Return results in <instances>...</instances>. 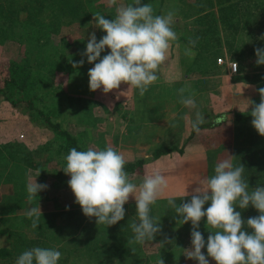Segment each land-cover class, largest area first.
<instances>
[{
	"label": "clouds",
	"instance_id": "clouds-1",
	"mask_svg": "<svg viewBox=\"0 0 264 264\" xmlns=\"http://www.w3.org/2000/svg\"><path fill=\"white\" fill-rule=\"evenodd\" d=\"M107 4L109 8L115 7L114 17L108 19L99 12L93 16L95 28L106 34L98 40L96 33L92 32L82 53L88 63L94 64L88 72L90 90L102 89L107 94L124 83L129 85L128 91L138 89L143 96L159 78L158 70L168 59L171 43L178 39L173 28L175 12L170 10L156 15L153 6L142 3V0H132L129 4L107 0ZM259 39L264 40V35ZM196 43L189 38L185 56L195 57L192 49ZM109 49L107 54L101 55ZM255 55V63L264 65V48L256 47ZM71 62L74 68H78L85 60ZM230 68L236 72L238 64L234 62ZM186 91V88L178 90L180 103L190 110L197 109L194 94L185 96ZM256 91L260 102L250 104L251 124L259 135L264 136V87ZM249 106L240 111H248ZM227 119V115H223L215 122L223 123ZM204 122L203 115L197 110L192 129L199 133ZM64 159L66 166L62 170L70 176L67 183L74 193L75 203L81 206L86 217H95L98 225H115L125 218L124 205L134 196L138 217V221L130 225L134 242L144 244L161 233V224L151 215V206L168 187V180L162 172H146L137 185L125 170L127 160L124 155L110 145L104 149L88 147L86 150L73 147ZM244 172L245 165H234L231 157L225 158L217 161L213 175L196 181L197 186L186 196L168 197V206L177 214L174 217L177 223L191 222L192 225L191 247L184 248L183 254L187 259L198 261V264H210L209 258L215 264H264V186L257 184L250 191ZM39 175L40 171L36 177ZM48 187L29 174L26 185L28 202L31 204L38 193ZM187 196L191 199L185 200ZM178 198L182 201L179 204L176 202ZM250 205L259 215L245 221L241 211L236 209H247ZM25 215L31 220L32 227L37 228L43 215L41 206L31 207ZM204 218L209 231L207 240L199 230ZM171 241L166 238L163 242ZM205 248L207 254L202 251ZM61 256L57 249L37 246L22 252L15 264H59ZM159 264H164V260L161 259Z\"/></svg>",
	"mask_w": 264,
	"mask_h": 264
},
{
	"label": "trees",
	"instance_id": "trees-1",
	"mask_svg": "<svg viewBox=\"0 0 264 264\" xmlns=\"http://www.w3.org/2000/svg\"><path fill=\"white\" fill-rule=\"evenodd\" d=\"M182 1L188 8V16L198 15L199 18L206 21L211 19L209 26L212 29L210 27L207 29L211 30L212 38L217 40L218 44L221 42L225 47L232 45L230 33L234 34V39L237 35H241L242 31L249 34L254 33L251 35L255 38L259 37L255 35L258 33L257 30L264 29V0ZM8 11L19 12L21 17L10 16ZM90 15L88 5L82 0H3L0 3V46L9 42L16 47V55L10 59L9 74L5 79L6 85H0V93L14 105H19L25 101L28 108L35 110L42 117L44 121L42 123L47 124L60 136L59 142L54 141L56 146L53 149V155L50 146L30 150L20 143L0 151V175L8 182L10 180L17 182L16 192L24 197L28 195L25 192L26 188H18L21 161L26 160L28 166L39 168L38 170L42 173L46 163L57 158L60 168L57 171L55 169L54 174L57 178L62 179L67 176L62 168L66 166L64 157L70 149L75 147L77 150H86L88 148L81 142L77 133L64 126L60 119H53L50 113L40 108L35 102V97L40 89L45 94H49V89H52L50 94L53 93V96L63 101L62 95L57 91L60 89V85L56 84L55 81L57 72L62 70L58 64L63 60L62 57H68L69 54L78 52L84 47L85 41L80 35V28L88 21ZM250 41L251 39L247 42L248 45L254 46L252 49L261 47L259 42L252 45ZM231 47L228 50L232 53L234 51ZM250 58L256 59V56L251 55ZM14 81H17L16 89L9 88V83ZM69 98L72 101L78 100L89 105L83 109V114L79 113V118L82 120L92 118L90 114L94 106L92 100L74 95L69 96ZM251 110L250 108L245 112L236 111L232 119L251 122L253 119L250 115ZM77 111L80 112L79 109H76ZM33 120L38 119L33 118ZM228 120L230 117L226 121ZM220 124L222 123H216L212 119L210 122L201 124L200 127H216ZM193 135L194 132L188 138H192ZM220 140L221 142L215 146L216 152L209 157L211 167L209 176L214 174V169L212 170L214 161L212 159L215 158L217 163L219 160L231 157L234 165L241 163L245 165L243 177L249 184L250 191L257 184L264 185V136L259 135L254 127L236 126L232 133L223 134ZM44 147H48V151ZM175 149L183 150V147L160 145L153 151L151 157L127 162L125 170L128 173L134 172L151 158H157ZM45 152L48 153L44 155ZM43 155L45 158H42ZM55 204L54 209L42 211L43 215L40 217L39 226L35 229L25 214L16 216L23 221L20 224L8 225L5 228L4 231L9 232L10 245L0 246V264H15L16 258L22 252L33 247L51 248L49 239L56 230L61 235L66 236L63 233L66 229L64 225L66 222L62 223L64 219L67 222L70 219H75L71 222L72 228L69 230H72L73 237L71 238L74 239L76 249L79 250L78 254L81 255V261L78 258H74L73 261L63 259L60 264H144L148 258L151 260L152 254L146 252L144 244H138L134 240L129 241L134 236L130 225L138 221L136 214H126L123 220L107 227L103 224L98 225L95 217L88 218L83 215L81 207H68L66 210V207L62 206L64 208H61L57 203ZM124 207L128 212L129 203H126ZM24 208V212L30 209L28 203L24 205ZM236 210L241 211L245 221L249 217L259 215L258 211L251 205L247 209L242 210L237 207ZM14 211L10 207L8 209V206L3 207V204L0 207V215L4 212L11 213ZM152 213L153 205L151 206V215ZM200 231L207 240L208 229H201ZM248 231L251 232L252 230L248 229ZM190 234L187 236H191ZM175 235L178 237L184 234L177 231ZM39 238L42 240H37ZM183 239L176 238L174 243H168L160 248L165 251L169 258H173L172 254L178 253L179 255L180 251L187 246V240ZM79 241L81 244H78ZM102 244L106 245L107 251L101 249L100 245ZM85 248L92 254L88 253V257L82 258L83 252H87ZM204 251L207 253L206 248ZM163 258L169 264L172 263V261L167 260V257L163 256Z\"/></svg>",
	"mask_w": 264,
	"mask_h": 264
},
{
	"label": "crops",
	"instance_id": "crops-1",
	"mask_svg": "<svg viewBox=\"0 0 264 264\" xmlns=\"http://www.w3.org/2000/svg\"><path fill=\"white\" fill-rule=\"evenodd\" d=\"M82 2L88 5L91 15L80 28V35L85 41L84 47L78 52L69 54L67 58L69 83L73 82L79 86L71 87V94L96 102L90 114L95 122L103 125L93 131L97 130L95 134H98V140H105V143L116 148L124 155L127 162L151 157L153 151L163 144L183 147V150L175 149L157 158H151L130 174L140 172L144 176L146 172L152 173L158 170L168 180V187L158 200L168 199L170 196H186L187 192H191L197 186L196 181L209 176L210 173V158L206 154L209 147L201 143L199 135L202 130L209 131L214 128L200 127V132H195L192 129L195 112L198 110L209 118V121L204 123L212 119L216 121L219 116L225 114L231 117L236 111L247 109L257 97V84L253 80L245 79L241 68L237 72L232 71L229 64L232 57L228 56L227 47L224 46L223 54H218V42L212 38L210 30L212 28L209 26L211 19L206 21L198 15L188 16V8L182 0H142V3H150L153 6L156 15L166 14L170 10L175 12L173 28L178 39L171 43L168 59L158 70L159 78L149 86L143 96L139 94L138 89L128 91L129 85L124 83L119 89L107 94L102 89L91 91L88 72L94 64L88 63L82 53L86 50L92 32L96 33L98 40L106 34L95 28L94 13L99 12L111 19L115 15V7L109 8L107 0H82ZM118 2L129 4L132 0H118ZM208 27L210 29H207ZM189 38L197 41L192 49L195 52L194 58L184 55L185 46H189ZM107 51L110 49L101 55L107 54ZM219 57L225 60L219 62ZM81 59H84L85 63L74 68L71 61ZM180 88L188 89L184 93L185 96L194 94L197 109L190 110L180 103L178 93ZM33 126L29 113L12 108L0 120V145L21 141L19 136L29 135V130ZM192 132L194 135L189 139ZM22 142L24 143H19L30 150L40 149L45 143L41 141L37 143L35 138ZM52 161L50 163H53ZM38 169L29 166V174L30 170L38 171ZM1 180L4 181L3 176L0 175V182ZM142 180L140 178L133 181L141 183ZM185 198L191 199V196ZM132 199L135 200V197ZM2 204L3 207L6 206L3 192L0 191V207Z\"/></svg>",
	"mask_w": 264,
	"mask_h": 264
},
{
	"label": "rangeland",
	"instance_id": "rangeland-1",
	"mask_svg": "<svg viewBox=\"0 0 264 264\" xmlns=\"http://www.w3.org/2000/svg\"><path fill=\"white\" fill-rule=\"evenodd\" d=\"M2 1L3 0H0V3H2ZM7 13L13 17H17V16L21 17V15L18 14L19 12L17 13L13 11H8ZM197 23H198V19H197ZM194 26L197 27L196 24ZM263 30L264 29L257 30L258 33L255 35L259 37L261 35H264ZM240 34L241 35H237V37L234 39V34L230 33V37L232 40L231 41L232 47L227 45V43H226L227 45L226 47H227V50L229 47H231V49L234 52L231 53L228 50L227 51V53H229L228 56H230V58L232 57L233 60H237L239 62L240 64L239 68H241L242 76L245 79L255 81L258 88L264 87V65H257L255 63L257 57L256 59L250 58L251 55L253 56L255 55V49L254 48L252 49V47L254 46L248 45V42H247L249 41V39H251L250 42L252 45H255L256 42L257 43L259 42L261 44V47L264 48V40L259 39V37L254 38L253 35H251L254 33L249 34L247 32L242 31ZM224 48H225L224 45L220 42L218 44V50H217L218 54H223ZM15 55H16V47L13 44L6 42L5 45L0 46V85L2 86L6 85L5 79H6V76L9 74L10 59L15 57ZM67 58H68L67 56L62 57L63 60L60 62V64H58L60 65L62 70L57 72V76L55 78L56 84L60 85L59 86L60 89L57 91H59V93L62 95L63 101H60V99L53 96V93L50 94L52 89H49L50 90L49 94H45L40 89V91L36 93L37 96L35 97V102L40 108L44 109L47 113H50L53 119H60L64 126H67V128H69L71 131H73L74 133H77L78 136L81 138V142L86 147L104 149L109 145L105 143V140L103 141L98 140L97 138L98 134H95L97 133V130L93 131L94 129H97V127H101L103 123L101 124V123L95 122V120H93L94 119L93 117L90 119L88 118L87 120L85 119L82 120L81 118H79L78 117L79 113L83 114V109H85V107L89 105L84 104V102L78 101V100L72 101V99L69 98V96L73 95L71 94V91H70L72 90L71 87L78 88L79 86L78 84L76 85L73 84V82L69 83V78H68L69 70L67 68L68 66ZM16 84H17V81H14L12 83L10 82L9 88L16 89ZM253 101L255 103L260 102L259 93ZM25 103L26 102L24 101L23 103H20L19 105H14L12 104L10 100L6 99L3 96V94L0 93V120L2 119V117L5 116L6 113L8 114L9 111L13 108V109H17L20 111H24L25 113L26 112L29 113L30 119L31 121H33V125H34L33 128L29 130L30 131L29 135L26 134L23 137L19 136L21 141H18V142L16 141L10 144L0 145V151H4L7 147L11 145L14 146L16 145V143H19V142L24 143L22 142L24 140H28V139L32 140L33 138H35L37 143H39V141H41V143L45 142L42 146H50L51 147L50 149H52V155H53L54 154L53 149L56 146L54 141L59 142L60 136L47 124L42 123L44 122L42 117L38 113H36L35 110H31L30 108H28L25 105ZM93 104L95 106L96 102H94ZM94 106L92 108H94ZM76 109H79L80 112L79 111L76 112ZM32 111L34 112L31 113ZM203 117H204L205 122L209 121L208 117L207 118L205 116ZM233 117L234 115L230 117V120L223 122L219 126H216V127L212 126V128L214 129H211L209 131L202 130V133L199 135V139L201 140V143L203 145L209 147L206 150L207 156L209 155V157H211L216 152V150H214L215 146H217V144L221 142L220 138L222 137L223 134L232 133L236 126H242V128L253 127L250 121H237V120L232 119ZM33 118H37L38 120H33ZM38 121H40V123H38ZM89 128H91L92 130ZM100 129H103V128H100ZM102 131H105V129H103ZM48 142H51V143L46 144ZM209 144L213 148H210V146H208ZM44 149L48 151V147H44ZM47 153L48 152H45L44 155H46ZM43 156L42 158H45V156L44 157ZM212 160L214 161V165L212 163V170H213L216 162H215V158ZM52 162L53 163H50V162L46 163V165L44 166L43 172L42 173L40 172V175L38 177H36V175L39 170L38 171L30 170L31 171L30 175L32 176L33 179L36 178L38 183L47 184L49 186L46 190H42L41 192H39L38 195L35 197V199L31 202V204L28 202L27 197H24L20 193L16 192L17 182L15 183V182H12L11 180L10 182H8L6 179H4V177H3L4 181L1 180L0 191L3 192V200L6 206H8V209L10 207L11 210L14 209L15 211L11 212L13 214H11L10 212H5L4 214L0 216V246L10 245L9 232L4 231V230L8 225H17L23 221V219H20V217H16V216H20L26 213L24 212L25 210L24 205H26V203H28V206L30 208L34 206H41L42 211L46 209H54L56 205L55 203L61 206V208H64L66 206L74 207V208L81 207L80 205L75 203L74 193L72 192L71 188L69 187L67 183V181L70 179V176L68 175V177H65L62 179L57 178L54 172H55V169L57 171L60 168V166L57 163V158H54ZM209 170L211 171L210 166H209ZM20 173L21 175H20V180L18 182L19 183L18 188L20 189L22 187L26 188L27 181H28V175H29V166H28V163H26V160H23L20 162ZM128 174L132 177V180L134 179L139 180L140 178L143 179L144 177L141 175L140 172L138 174L137 173L136 174L128 173ZM133 182L135 183V181ZM139 183H140L139 181L138 183L136 182V184H139ZM261 186H264V185H261ZM25 192L27 193V191ZM133 197L134 196H132V198ZM132 198H130L128 202L130 206L128 212H126V214L128 215H135L137 212L136 201L133 200ZM184 199L190 200L187 198H184ZM176 202L179 204L182 201L178 198ZM207 206L208 205L206 204L205 208ZM152 215L153 217L157 219L158 222H160L162 231L161 233H158L156 235L154 240H149L144 243V246L146 247L144 249H146V252L148 254H152V256L150 257L151 260L148 258V260H145L146 263L144 264H147L148 262L150 264H159V261L161 259L164 260V264H169V262L165 261L166 259H164L163 256L167 257L168 261H172V263L170 262V264H174V263L198 264V261L187 259L183 255L185 252L184 248L183 250L179 249L181 250L179 255L178 253L172 254L173 258H169L168 255L165 254V251L160 248L161 246L164 247L166 244H168V243L163 242L165 241L166 237L167 239L172 240L170 243H174L176 238H179V237L184 238L183 240L185 239L187 240L186 241L187 246L185 248L191 247V236H187L191 233V228H192L191 222L187 224L177 223V219H174V217H176L177 214L174 212L173 209H171L168 206L167 199L157 200V202L153 205ZM72 221H75V219H70L69 222H67L66 219H64V222H62V223L66 222L64 224L66 229H64L63 231L64 235L66 236L61 235L60 232L56 230L55 232L53 231L54 234L49 239L50 240L49 244L51 248L57 249L62 253L59 264L63 261V259H68L69 261H73L74 258H78V260L81 261V255L78 254L79 250L76 249L77 247L75 246L74 239L71 238L73 237L72 230H69L72 228L71 226ZM103 226H106V225L103 224ZM201 229L207 230L206 218H204L201 221L199 230ZM177 231L182 232L184 235L177 237L175 235V232ZM78 234H79V231H78ZM30 235H31V232H30ZM37 240L40 241L42 239L39 238ZM129 241H133V239H130ZM78 244H81V241H79ZM100 246L102 250L107 251L105 244H102ZM86 251L87 252L82 251L83 252L82 258L88 257V253L90 255L92 254L90 253L89 250L86 249ZM202 251L205 254H207L204 251V249ZM209 260H210V264H215L214 260H211V258H209Z\"/></svg>",
	"mask_w": 264,
	"mask_h": 264
},
{
	"label": "built area",
	"instance_id": "built-area-1",
	"mask_svg": "<svg viewBox=\"0 0 264 264\" xmlns=\"http://www.w3.org/2000/svg\"><path fill=\"white\" fill-rule=\"evenodd\" d=\"M224 60H225V59H224L223 57H219V61H220V62H223ZM234 62H236V63L238 64V69H239L240 64H239V62H238L237 60L230 59V61H229L230 66H231ZM237 71H238V70H237Z\"/></svg>",
	"mask_w": 264,
	"mask_h": 264
},
{
	"label": "water",
	"instance_id": "water-1",
	"mask_svg": "<svg viewBox=\"0 0 264 264\" xmlns=\"http://www.w3.org/2000/svg\"><path fill=\"white\" fill-rule=\"evenodd\" d=\"M231 116V115H230Z\"/></svg>",
	"mask_w": 264,
	"mask_h": 264
}]
</instances>
